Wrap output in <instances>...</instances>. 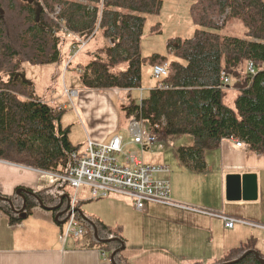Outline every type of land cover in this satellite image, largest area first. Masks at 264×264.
Wrapping results in <instances>:
<instances>
[{
  "label": "trees",
  "instance_id": "16d2710c",
  "mask_svg": "<svg viewBox=\"0 0 264 264\" xmlns=\"http://www.w3.org/2000/svg\"><path fill=\"white\" fill-rule=\"evenodd\" d=\"M56 7H60L57 14ZM161 8L162 0H0L4 12L0 15V159L56 173L68 171L78 148L60 124L63 111L36 97L33 87L23 82L24 65L60 62L64 26L81 38L91 41L100 34L105 41L92 51V61L77 67L82 88H141L145 15L159 14ZM191 17L197 26L193 37L171 39V57L153 54L147 61L152 68L169 62L168 75L161 81L169 89L151 90L141 111L136 100L129 99L121 109L124 119L140 118L141 112L150 128L172 137H191L192 145L180 147L178 154L194 172L205 170L206 152L218 149L224 139H238L249 151L264 155V0H196ZM222 17L226 22L239 20L246 37L222 35ZM250 64L254 74L248 70ZM223 73L233 81L225 89ZM230 87L238 93L232 106L226 103ZM57 185L38 192L0 194V217L6 215L15 225L41 201L46 207L59 205L64 186ZM24 200L27 206L19 213ZM65 200L53 212L55 217L64 210ZM64 217L56 221L60 224ZM76 217L87 229L77 244L80 247L97 246L111 258L124 245L120 229L78 209ZM249 250L248 246L233 249L215 264L236 260L233 264H261L264 255L257 251L242 258ZM115 263L126 264L119 252Z\"/></svg>",
  "mask_w": 264,
  "mask_h": 264
},
{
  "label": "crops",
  "instance_id": "0c3cea01",
  "mask_svg": "<svg viewBox=\"0 0 264 264\" xmlns=\"http://www.w3.org/2000/svg\"><path fill=\"white\" fill-rule=\"evenodd\" d=\"M67 39L73 45L72 39L66 37ZM91 53L90 61L93 60ZM156 86L152 72L148 82L143 79L141 88L145 89V97ZM78 90L82 92L78 107L88 123V140L107 143L117 134L123 136L120 132L125 119L120 104L134 99L132 94L136 91L92 90L82 87ZM227 91L237 93L233 87ZM62 99L60 95L48 103L54 102V105H57ZM105 104L108 105L107 108L104 107ZM160 131L154 130L158 141L149 145L143 152L140 146L133 143V139L125 142L123 137L124 144L125 148H131L130 152H138L147 164L169 166V177L166 180L171 184V197L174 200L264 225V155L255 154L246 147L239 148L235 140L230 138L224 139L218 149L206 152V168L203 172L190 170L181 161L178 150H175V154L182 166L172 160L175 167L171 169L167 163L169 156L163 159L153 157L150 163L146 162L147 153L149 156L153 153H165L164 145H168L169 136ZM192 143L193 140H189L181 147H189ZM171 147L174 148V144H171ZM21 166L0 164V194L12 196L18 189L38 192L55 188L59 184L35 170L26 168L28 166ZM245 174L256 176V200H244L236 191H228L229 177ZM172 183L175 185L174 192ZM61 184L64 186L61 194H69L71 198L77 197L78 210L88 217L100 220L106 226L122 231L124 249L121 247L118 250H121L119 253L123 263L215 264L225 258L231 250L242 246H248L264 255L263 229L244 224L227 229L220 219L152 203L147 204L143 211H138L127 198L111 196L92 199L90 189L85 186L76 191L68 184ZM69 189L73 193H70ZM65 219L67 218L62 219L59 224L53 212L41 206L33 208L30 216L15 225L9 222L6 215H2L0 264H113L108 253L97 246L80 247L77 245L79 240L72 239L64 244Z\"/></svg>",
  "mask_w": 264,
  "mask_h": 264
},
{
  "label": "built area",
  "instance_id": "2783aa9c",
  "mask_svg": "<svg viewBox=\"0 0 264 264\" xmlns=\"http://www.w3.org/2000/svg\"><path fill=\"white\" fill-rule=\"evenodd\" d=\"M60 7H56V14ZM62 33L71 37L74 41L72 48L73 58L82 52L89 44V39L81 38L62 26ZM69 65L66 66V69ZM251 74H254L252 65L248 67ZM169 62H164L153 68V79L159 82L156 88L169 89L162 83L163 78L167 77ZM222 85L225 89L231 84V79L225 73L222 74ZM128 92L133 89H126ZM139 97L137 104L141 111L142 102L145 99V89H137ZM64 95L73 102V98H81V92L76 89L65 88ZM67 105L57 107L63 110ZM146 124L141 117H133L128 125L129 133L133 143L140 146L141 151L158 141L154 131H147ZM157 129V128H156ZM155 129V130H156ZM239 148L245 147L244 143L234 139ZM125 144L123 136L117 134L107 143H95L87 141V145L82 152L72 154V164L68 171L56 173L51 171L29 168L37 171L41 175L57 183L70 185L76 191L85 186L90 189L92 199L117 196L129 199L138 211H143L149 203L162 205L165 207L181 210L184 212L199 214L223 221L227 229H233L237 224H244L264 230V225L256 224L247 220L226 215L223 212L208 210L206 208L178 202L171 197V184L168 180L160 179L159 175L168 174L170 168L167 165H151L144 162L138 152L132 151L125 156L124 161L119 156L124 154ZM0 164L17 165L0 159ZM25 167V166H21ZM28 168V167H26ZM78 200L74 196L70 201V212L63 232V242L69 240H79L87 234V229L80 224L76 217Z\"/></svg>",
  "mask_w": 264,
  "mask_h": 264
},
{
  "label": "rangeland",
  "instance_id": "374dc122",
  "mask_svg": "<svg viewBox=\"0 0 264 264\" xmlns=\"http://www.w3.org/2000/svg\"><path fill=\"white\" fill-rule=\"evenodd\" d=\"M195 2L196 0H162V8L159 14L145 15L146 22L144 27V36L141 42V53L145 59L143 66L144 81L148 82L151 79L153 72V68L147 62L150 56L153 54H160L164 56L169 55L168 42L171 39L181 38L182 40H186L193 37L197 26L194 24L191 17V7ZM219 22L221 25L224 24L219 31L222 35L237 38L246 37V29L239 20L233 19L226 22L225 17H222L219 19ZM64 37L66 38L69 36L64 35ZM104 42L103 37L100 34H97L95 38L90 41L88 47L73 58V53L70 51L72 43H70V40L67 39L66 43L62 46V57L60 62L39 66L31 64L24 65V75L33 83L32 87L36 97L46 100L48 103L62 95L63 99L60 101L61 103H57V105L59 104L63 106L66 104L67 107L62 110L63 112L61 113L60 124L63 128L69 130V139L71 143L78 148L77 152H82L87 145L88 123L83 115V112L78 107L79 98L75 97L73 98V102H71L68 97L64 95V90L66 87L81 89L76 68L80 63H88V61L91 60L90 53L100 44L103 45ZM69 63L71 64L69 65ZM67 65H69V69H66ZM135 91L136 92H133L132 95L134 96V100H137L139 92L137 90ZM237 94L238 93L235 91H228L226 103L232 106ZM122 95L125 96V94ZM107 106L108 105L105 104L104 107L107 108ZM128 123L129 122L124 120L123 128L120 132L123 135L125 142L132 140V137L128 132L129 130H127ZM147 128V131H151L153 129L148 126ZM154 130L155 129H153V131ZM161 131L163 132V130ZM189 140H192L189 136H182L176 139L172 136L167 137L168 145H164L167 151L165 150V153L162 155L153 153L149 156L147 153L146 157L148 160L146 162L150 163L153 157H162L160 159H163L165 156H169V161L167 160V163H169L168 165H170L171 169H174L175 167L172 160L176 164L178 162L179 166H182L175 152L181 146H184ZM171 144H174V148L171 147ZM130 149L131 148H125L124 154L119 156L121 161H124L125 156L130 153ZM168 177V174L159 175L160 179L166 180ZM172 191H175V185L173 183ZM70 193L73 192L70 190ZM78 222L83 224L79 220ZM249 251H252V249Z\"/></svg>",
  "mask_w": 264,
  "mask_h": 264
},
{
  "label": "water",
  "instance_id": "95a60500",
  "mask_svg": "<svg viewBox=\"0 0 264 264\" xmlns=\"http://www.w3.org/2000/svg\"><path fill=\"white\" fill-rule=\"evenodd\" d=\"M0 15H4V12L0 10ZM21 78L23 80V82H25L26 84H28L29 86H32L33 83L28 80L26 78V76L24 74H21ZM125 107V104L124 103H121L120 104V108H124ZM240 189H241V193H240ZM236 191V193H238V196L243 197L244 200H256L257 197H258V188H257V182H256V176L255 175H250V174H245L243 176L241 175H231L228 179V191L231 192V191ZM23 191L26 192L25 189H18L17 190V194H22ZM64 198L67 199V206L65 208V210H63L62 212H59L58 215L56 216V219L58 220L59 217L65 215L68 211H69V208H70V195L69 194H64L62 197H61V202L59 205L57 206H54V207H46L44 206L43 202L41 201L40 204L42 206V208L48 210V211H58L62 208V205H63V200ZM27 206V201L24 200V205H23V208L20 210V211H17V212H21L23 213L25 208ZM67 219H65L63 221V223L66 222ZM97 234V231L95 232ZM124 249V245L122 246V250ZM121 250H117L115 252H113V254L111 255V262L113 264H116L115 263V255L120 252ZM251 251H248L246 254H244V256L242 258H244L245 256H247ZM256 256H258V253H256ZM239 260H236L234 262H229L227 264H233V263H237ZM261 261V264H264V260L263 259H260Z\"/></svg>",
  "mask_w": 264,
  "mask_h": 264
},
{
  "label": "bare ground",
  "instance_id": "6f19581e",
  "mask_svg": "<svg viewBox=\"0 0 264 264\" xmlns=\"http://www.w3.org/2000/svg\"><path fill=\"white\" fill-rule=\"evenodd\" d=\"M250 65L253 66V64H250ZM250 65H249V66H250ZM230 79H231V78H230ZM231 81H232V80H231ZM228 86H229V85H228ZM228 86H227V87H228ZM227 87H226V88H227ZM28 168H32V167H28ZM34 169H35V168H34ZM39 170H40V169H39ZM70 201H71V197H70ZM69 212H70V208H69V211H68V215H69ZM76 215H77V211H76ZM67 220H68V216H67ZM67 220H66V222H67ZM77 220H78V219H77ZM65 224H66V223H65ZM82 225H83V224H82Z\"/></svg>",
  "mask_w": 264,
  "mask_h": 264
},
{
  "label": "flooded vegetation",
  "instance_id": "af4514ba",
  "mask_svg": "<svg viewBox=\"0 0 264 264\" xmlns=\"http://www.w3.org/2000/svg\"><path fill=\"white\" fill-rule=\"evenodd\" d=\"M64 204H65V206H67V204H68L67 199L65 200V203H64ZM65 206H64V210H65V208H66ZM61 212H62V211H61ZM67 215H68V212H67L65 215H63V216H65L64 218H67Z\"/></svg>",
  "mask_w": 264,
  "mask_h": 264
}]
</instances>
